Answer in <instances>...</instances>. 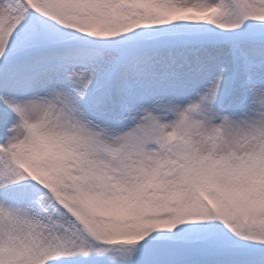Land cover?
<instances>
[{
	"label": "snow or ice",
	"instance_id": "obj_1",
	"mask_svg": "<svg viewBox=\"0 0 264 264\" xmlns=\"http://www.w3.org/2000/svg\"><path fill=\"white\" fill-rule=\"evenodd\" d=\"M0 264H264V0H0Z\"/></svg>",
	"mask_w": 264,
	"mask_h": 264
}]
</instances>
